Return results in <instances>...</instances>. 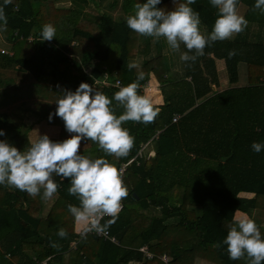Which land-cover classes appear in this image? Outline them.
Instances as JSON below:
<instances>
[{
    "label": "trees",
    "instance_id": "16d2710c",
    "mask_svg": "<svg viewBox=\"0 0 264 264\" xmlns=\"http://www.w3.org/2000/svg\"><path fill=\"white\" fill-rule=\"evenodd\" d=\"M138 2L146 0H12L4 7L0 129L5 135L0 140L23 151L37 131L54 142L69 138L73 134L54 115L55 101L81 82L111 98L119 90L113 86L116 79L126 86L143 71L138 94L144 95L142 86L154 77L163 102L153 105L159 109L153 123L123 125L134 137L127 157H105L92 141L80 145L81 154L104 157L117 169L143 147L122 175L129 194L108 228L118 244L95 234L78 239L67 207L78 202L68 194V180L54 177L59 188L51 204L0 186V264H193L198 258L245 264L230 260L225 246L213 245L226 236L236 211L254 219L264 234V151L251 148L253 142L264 143V15L253 10L255 0H238L246 29L206 47L205 55L187 67L163 39L138 35L136 42L130 40L134 34L125 18ZM182 2L161 0L157 7L171 10ZM191 7L207 35L217 10L210 0H196ZM46 24L56 29L52 41H41ZM230 50L236 52L231 58ZM220 60L230 84L222 91L216 88ZM130 62L139 69L129 70ZM104 75L108 84L95 83ZM122 112L116 109L117 115ZM29 113L37 115L33 124L25 119ZM175 115L180 118L172 122ZM61 228L66 239L56 235ZM50 241L60 247H50ZM143 245L151 259L138 250Z\"/></svg>",
    "mask_w": 264,
    "mask_h": 264
},
{
    "label": "clouds",
    "instance_id": "9594fccd",
    "mask_svg": "<svg viewBox=\"0 0 264 264\" xmlns=\"http://www.w3.org/2000/svg\"><path fill=\"white\" fill-rule=\"evenodd\" d=\"M11 3L12 0H4L0 6V31L7 29L4 7ZM160 3L161 0H146L134 4V12L125 18L126 25L137 35L152 38L154 42L163 39L172 53H179V60L187 67L205 55L206 47L233 38L248 25L247 19L238 12V0H210L217 15L212 31L207 35L200 30L199 13L191 7L196 0H184L171 10L157 7ZM253 10L264 15V0H255ZM55 36L53 25L42 27L41 41H52ZM182 45L185 51L181 50ZM234 55L235 50H230L229 58ZM127 67L132 70L140 66L130 62ZM144 78L145 73L138 71L136 79L121 87L111 98L83 82L74 92L64 90L55 101L54 115L73 135L54 142L47 135L37 134L23 151L0 140V186L47 201L59 188L54 177L68 180V194L78 203L67 207L74 221L83 226L81 238L86 239L90 232L106 234L118 219L128 189L121 172L108 159L85 156L80 153V145L82 140L92 141L105 157L119 160L128 156L134 146V137L123 125L129 121L147 125L153 123L159 113L149 98L138 94L139 81ZM117 108L123 109L119 115ZM52 117L53 113H49V121ZM4 135L0 129V136ZM251 148L260 153L264 151V143L253 142ZM105 217L109 219L101 223ZM56 235L66 239L68 233L61 228ZM222 245L230 260L264 264V234L252 218L234 219L228 225L226 236L213 246L219 248ZM49 246L60 247L54 241H50Z\"/></svg>",
    "mask_w": 264,
    "mask_h": 264
},
{
    "label": "crops",
    "instance_id": "0c3cea01",
    "mask_svg": "<svg viewBox=\"0 0 264 264\" xmlns=\"http://www.w3.org/2000/svg\"><path fill=\"white\" fill-rule=\"evenodd\" d=\"M238 12H239V14H241L242 11L239 10ZM261 35L263 36V34H261ZM217 68H218V70L220 68V71H218V73H217L218 74V84L219 85L217 87L216 86L215 87L218 88L220 91H222V90L230 87V84L228 82V75L226 73L227 78H225V73L223 72L224 70H226L225 69V63H224L223 60H220V63L218 64ZM241 80L242 79H240V82H241ZM148 81H149V88L150 89L151 88L152 89H155L156 91H154V92H148L149 88H147V89H145L143 91V94H144V96H146L147 98L150 99V101L152 102L153 105L160 106L163 101H162V95H161L160 90L158 88V83H157V81H156V79L154 77H151ZM30 140H31V137H30ZM32 140H34V138ZM149 154L151 155V154H153V152L150 151ZM253 215H255V212H253ZM240 217H246V216L243 213H241L239 211H236L235 214H234V218L236 219V218H240ZM261 224L264 225V218H263ZM81 227H82L81 224L75 222V224H74L75 231H77ZM131 264H139V263H131Z\"/></svg>",
    "mask_w": 264,
    "mask_h": 264
},
{
    "label": "built area",
    "instance_id": "2783aa9c",
    "mask_svg": "<svg viewBox=\"0 0 264 264\" xmlns=\"http://www.w3.org/2000/svg\"><path fill=\"white\" fill-rule=\"evenodd\" d=\"M1 52H2V53H6V51L3 50V49H1ZM106 78H107V75H104V78L102 79V81H95V83L100 82V83H103V84H108V81L106 80ZM113 86H116L118 89H120L121 87H123V85L121 84V81H120L119 79H116V80L114 81ZM147 88H149V81H147V82L142 86L143 91H144L145 89H147ZM149 89H150V88H149ZM179 118H180V115H175V116H173V118H172V122H177V120H178ZM142 148H143V147H142ZM142 148H141V150H142ZM141 150H139V151L137 152V154H136L133 158L129 159L128 161L122 163V164L119 166V169H118V170L121 172L122 175H123V173L126 171L128 165H129V164H130V163H131L136 157L140 158V157L142 156V152H141ZM82 227H83V226H82ZM82 227L76 231V233L78 234V239L81 237V236H80V233H81V231H82ZM88 234H95L96 236L101 237V238H103L104 240H108V241H110V242H112V243H114V244H118V241L116 240V238H115L113 235H111L110 232H109L108 230H107V233H106V234H103V235L96 234L95 232H90V233H88ZM72 246H75V242L72 243ZM138 250H139L140 252H142L143 255H144V257L147 258V259H151V258L154 256V255H153V254L147 249V247H146L145 245L139 247ZM159 258H160L162 261H164V262H166V261L168 260V257H167L166 254H162Z\"/></svg>",
    "mask_w": 264,
    "mask_h": 264
},
{
    "label": "rangeland",
    "instance_id": "374dc122",
    "mask_svg": "<svg viewBox=\"0 0 264 264\" xmlns=\"http://www.w3.org/2000/svg\"><path fill=\"white\" fill-rule=\"evenodd\" d=\"M59 1H60L61 4H64V3H66L67 0H59ZM133 34L134 35L132 36L131 33H130V40L132 42H136L137 41V38H138V35L136 33H134V32H133ZM137 63H139V59H137ZM244 69H245V66L243 64H241L240 67H239L240 76L241 77H243L245 75L244 74ZM218 71H220V68H219V70L217 68V73H218ZM223 72L225 73V78H227V76H226V73H227L226 70H224ZM25 119L27 120L28 123L33 124L37 120V115H35L34 113H29L28 116ZM37 128H38V126H37ZM37 134L39 135V131L36 132V135L35 134L33 135V138L34 139L36 138ZM85 156H87V155H85ZM49 200L52 202L53 201V197L51 199H49ZM49 200H48L47 204L48 203L51 204V202ZM206 260H207V258L206 259H202V258L200 259V258H198V259H196L193 262V264H214V263H211V262L208 263Z\"/></svg>",
    "mask_w": 264,
    "mask_h": 264
}]
</instances>
